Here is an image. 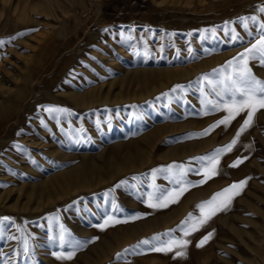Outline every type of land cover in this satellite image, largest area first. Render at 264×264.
<instances>
[{"label":"rangeland","instance_id":"obj_1","mask_svg":"<svg viewBox=\"0 0 264 264\" xmlns=\"http://www.w3.org/2000/svg\"><path fill=\"white\" fill-rule=\"evenodd\" d=\"M261 7L264 0H0V264H264V109L220 156L218 174L200 183L201 158L229 144L246 116L200 135L226 114L202 103L219 102L207 81L259 38ZM249 66L264 80L259 60ZM241 180L226 210L183 235L199 204ZM181 187L177 203L147 206L150 194ZM108 216L126 222L101 230ZM151 218L159 225L143 229ZM127 227L141 232L120 240ZM170 239L189 241L185 255L152 250Z\"/></svg>","mask_w":264,"mask_h":264},{"label":"snow or ice","instance_id":"obj_2","mask_svg":"<svg viewBox=\"0 0 264 264\" xmlns=\"http://www.w3.org/2000/svg\"><path fill=\"white\" fill-rule=\"evenodd\" d=\"M260 12L264 13V7L259 9ZM243 23L246 19L256 20L255 17H241L239 18ZM244 27H248L245 23ZM107 31V29H105ZM20 33L19 35H23ZM15 38V37H14ZM236 39V37H233ZM252 60H259L261 66H264V23L259 26V38L255 40V43H252L250 47H246L243 52L238 53L237 56L233 57L231 60L226 62V67H221L220 69H214V73L219 74L218 80L207 81L208 86L213 90L215 95L219 98V102L213 100L202 101L207 105H211L212 109L215 111H223L226 113L222 119L217 120L214 124L210 125L208 129H205L200 135H208L210 131L219 127L220 125L228 126L237 116H240L242 113H246L243 123L240 128L237 130L235 137L232 141L224 146L223 148H218L214 151L213 154L202 157L201 160L207 161L206 166L203 171V180L200 183L206 182L208 179H211L213 176L218 174V166L220 161V156L225 152H230L233 147L236 145L240 135L250 128L253 124L255 114L264 109V80L259 79L252 71V68L249 66V62ZM179 87V86H177ZM44 111L49 113L52 112H66V109L62 108H45ZM43 123V121H41ZM243 163V159L238 158L234 161L229 167H237L239 164ZM173 167H180L176 165H169L168 170L171 171ZM156 170H153L155 174ZM184 173L181 172V176ZM177 183H186L183 180L177 181ZM247 180H241L238 183H233L232 185L224 188L218 193H215L212 198L208 201H204L199 204L197 207L200 209V217L195 220L193 223L189 224L187 228L183 230V235L188 236L190 233L198 231L200 227L207 224L208 221L216 215L218 212L226 210L232 201V199L239 195L243 187L246 185ZM195 186V185H192ZM157 191H159L157 189ZM187 191L186 187H181L179 190L168 191L166 195L161 194L156 196L155 193L149 195V201H146L147 206L150 208H165L169 204L177 203L179 198L183 193ZM155 200V202H152ZM139 217H133L136 219ZM3 220H8V217L2 218ZM192 220V215L189 214V217L185 222ZM126 221H121L116 219L113 216H108L104 219L103 224L97 225L101 230H104L108 226H114L115 224L122 223ZM61 230L66 231L61 225ZM212 233H209L207 236L197 244V247L203 246L207 242ZM12 238V237H10ZM95 239V238H93ZM153 240H156L157 237H153ZM63 240V236H61ZM140 244H148V240H143L139 242ZM189 241L183 239H170L166 242H162V246L153 247V251L158 252H172L175 251V256L180 257L185 255L182 249L187 247ZM29 241L25 239L23 241V250L25 253L29 251ZM53 255L58 260H71L74 253L68 252L56 253ZM119 256V254H117Z\"/></svg>","mask_w":264,"mask_h":264},{"label":"bare ground","instance_id":"obj_3","mask_svg":"<svg viewBox=\"0 0 264 264\" xmlns=\"http://www.w3.org/2000/svg\"><path fill=\"white\" fill-rule=\"evenodd\" d=\"M169 127V126H168ZM157 129V131H160V130H162V129H164V128H156ZM169 129V128H168ZM161 132V131H160ZM162 136V135H161ZM116 146V145H115ZM119 146V145H118ZM136 150V149H135ZM199 150V149H198ZM201 150V149H200ZM136 152V151H135ZM191 152V151H190ZM124 153H126V152H124ZM189 153V152H188ZM117 154V153H116ZM119 154V153H118ZM123 154V153H122ZM186 154V153H185ZM121 155V154H120ZM179 155V154H178ZM184 155V154H183ZM174 157L175 156H177V153H175L174 155H173ZM180 156V155H179ZM62 157V156H61ZM66 157V156H65ZM99 160V159H98ZM101 160V159H100ZM99 160V161H100ZM105 160H106V158H105ZM112 162H114V161H112ZM103 163V162H102ZM96 164V163H95ZM107 166H108V164H109V161H108V164L107 163H105ZM113 164V163H112ZM104 165V164H103ZM103 165L101 166V167H103ZM93 166V165H92ZM96 166V165H95ZM122 166V165H121ZM99 167V166H98ZM125 167V166H124ZM140 167V166H139ZM143 167V166H142ZM83 168V167H82ZM90 168V167H89ZM107 168V167H106ZM112 168V167H111ZM114 168H115V166H114ZM118 168V167H117ZM121 168V167H120ZM96 170V169H95ZM100 170H102V169H100ZM109 170H110V168H109ZM118 170V169H117ZM116 170V171H117ZM124 170V169H123ZM123 170H121V171H123ZM137 170V169H136ZM98 171V170H97ZM111 171V170H110ZM114 171V170H113ZM132 171V170H131ZM112 172V171H111ZM99 174V173H98ZM100 175V174H99ZM116 175H117V173H116ZM101 176V175H100ZM39 189V188H38ZM49 189V188H48ZM47 189V190H48ZM38 192H42V191H38ZM47 192V191H46ZM45 192V193H46ZM54 192V190H52V193ZM54 196V195H53ZM180 207V206H179ZM162 215V214H161ZM162 217V216H161ZM158 222L159 221H157V223H155V221H154V219L153 218H151V219H149L147 222L144 220V222H143V224H144V228L143 229H151V228H153V227H155V226H157V225H159L158 224ZM118 231H120V229H118ZM141 231L140 230H138V229H136L135 227H127V229L126 230H122V231H120L119 233H118V235H119V239L120 240H128V238H130V237H135L136 235H138L139 233H140ZM117 235V236H118Z\"/></svg>","mask_w":264,"mask_h":264},{"label":"crops","instance_id":"obj_4","mask_svg":"<svg viewBox=\"0 0 264 264\" xmlns=\"http://www.w3.org/2000/svg\"><path fill=\"white\" fill-rule=\"evenodd\" d=\"M210 258L209 257H203L202 261H208Z\"/></svg>","mask_w":264,"mask_h":264}]
</instances>
